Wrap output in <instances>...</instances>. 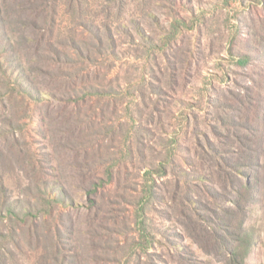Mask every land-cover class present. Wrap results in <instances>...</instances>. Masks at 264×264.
Here are the masks:
<instances>
[{
  "label": "rangeland",
  "instance_id": "obj_1",
  "mask_svg": "<svg viewBox=\"0 0 264 264\" xmlns=\"http://www.w3.org/2000/svg\"><path fill=\"white\" fill-rule=\"evenodd\" d=\"M0 16L19 42L0 61L12 193L38 169L1 150L20 123L78 203L44 212L38 240L1 237L7 264H264V0H1ZM17 64L33 85L10 121Z\"/></svg>",
  "mask_w": 264,
  "mask_h": 264
},
{
  "label": "trees",
  "instance_id": "obj_2",
  "mask_svg": "<svg viewBox=\"0 0 264 264\" xmlns=\"http://www.w3.org/2000/svg\"><path fill=\"white\" fill-rule=\"evenodd\" d=\"M1 1V0H0ZM15 3V1L18 0H11ZM32 1V0H28ZM17 5L15 4V14L22 16L23 12H17L16 10ZM10 9L13 10V5L10 6ZM14 11V10H13ZM29 14L26 13V18L29 19ZM32 15V14H31ZM1 19V16H0ZM31 30L34 32H37L36 30L39 29L41 32H45V30L50 28L49 26L41 25L37 22V20H33V23L29 25ZM41 34V33H40ZM32 35V33H31ZM33 36V35H32ZM16 40V42H15ZM17 36H9L7 34V29L1 25L0 23V61L4 60L5 54L7 52L12 53L15 52L18 44ZM10 48V50H9ZM47 51H54L55 53L49 54V59L53 61H57L59 59V51L58 49L54 48V45L51 43V41H48L47 47H45ZM80 49V48H79ZM57 55V58L55 57ZM261 60H264V56L260 57ZM18 64L13 65L10 67L11 69L18 70ZM19 73L15 74L10 71H8L9 76L13 80V87L12 91L8 90L5 92L2 96L1 102L2 106L5 109L6 115L8 116L10 121H12L10 118L13 117V106L10 108H7L5 105L10 101L12 102V99L14 97V94H16V89L19 88V94H22L23 92L31 93L32 89L30 85H33L32 80L30 79V76L25 75V67L24 71L18 70ZM14 72V71H13ZM30 84V85H29ZM34 98V97H33ZM38 100L42 98V96H37ZM253 122V121H252ZM20 124V123H19ZM16 124L17 127L14 131H11V133L7 134L10 138L9 145H5L2 147V151L4 153H15L17 156L21 157L23 160H29L31 163L35 164L37 169V177H32L30 179V182H28L25 194L28 196L27 198L19 197L16 195H13L11 186L9 184V176H7L5 166L3 164V161L0 159V223H11L13 225H16L15 227H10V232L8 231V234L5 235V233H0V238L8 239L11 238V240L14 238H19L20 232H25L30 240L39 239L40 229L41 226L44 224L45 220V214L44 212H47L49 215H55L59 216L61 215V212L63 208L68 207H76L78 206V203L75 201L74 197L71 195L70 191L62 184H60L55 178L54 179H47L45 174H49L46 170L48 166L50 167V163L47 162V157H41L39 151H37L36 147H32V149H29L27 147H23V131H22V125ZM249 126L252 128V131L256 133L257 129L252 127L254 125L249 124ZM40 149V148H39ZM38 149V150H39ZM47 164V165H45ZM47 166V167H46ZM261 166L264 167V163L261 162ZM45 168V169H44ZM50 176H56V175H50ZM38 189V192L41 193L40 195H37L38 192L35 191V189ZM86 192L91 191L92 189L90 187L85 186ZM43 192V193H42ZM37 193V194H36ZM90 193V192H89ZM49 196V207L50 209H44L43 206L46 205L45 199ZM33 197L38 198L34 202ZM16 198V199H15ZM47 207V206H46ZM57 224V231H62L61 224ZM19 229V230H18ZM20 245V242L18 244V241L16 242V246L18 247ZM6 253L0 248V264H7V260L5 257ZM61 254L57 255L56 257H59ZM57 260V259H56ZM62 264H65L66 262V255L65 253L62 256ZM58 264L59 261L57 260Z\"/></svg>",
  "mask_w": 264,
  "mask_h": 264
}]
</instances>
